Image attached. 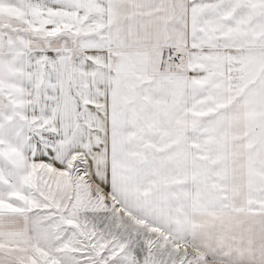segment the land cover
I'll return each instance as SVG.
<instances>
[{
    "label": "snow or ice",
    "instance_id": "1",
    "mask_svg": "<svg viewBox=\"0 0 264 264\" xmlns=\"http://www.w3.org/2000/svg\"><path fill=\"white\" fill-rule=\"evenodd\" d=\"M0 264H264V0H0Z\"/></svg>",
    "mask_w": 264,
    "mask_h": 264
}]
</instances>
